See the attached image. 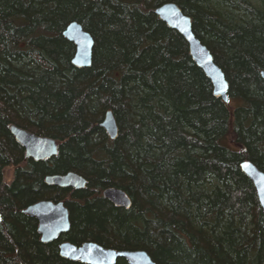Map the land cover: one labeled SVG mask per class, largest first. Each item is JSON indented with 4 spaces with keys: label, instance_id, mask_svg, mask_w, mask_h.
<instances>
[{
    "label": "trees",
    "instance_id": "1",
    "mask_svg": "<svg viewBox=\"0 0 264 264\" xmlns=\"http://www.w3.org/2000/svg\"><path fill=\"white\" fill-rule=\"evenodd\" d=\"M165 3L191 18L228 102L155 14ZM71 22L93 37L88 68L71 64ZM262 71L264 0H0V264H82L59 256L64 241L143 250L156 264H264V216L239 168L264 172ZM107 110L115 140L100 127ZM11 125L56 139L57 156L25 160ZM69 171L85 189L44 182ZM108 187L131 207L103 198ZM40 200L69 212V231L48 244L22 212Z\"/></svg>",
    "mask_w": 264,
    "mask_h": 264
},
{
    "label": "water",
    "instance_id": "2",
    "mask_svg": "<svg viewBox=\"0 0 264 264\" xmlns=\"http://www.w3.org/2000/svg\"><path fill=\"white\" fill-rule=\"evenodd\" d=\"M155 14L169 28L177 31L184 38L192 60L210 80L214 95L226 103L228 101V84L225 75L215 64L207 47L193 33L191 18L185 15L174 3L162 4L155 9ZM62 34L75 46L71 64L77 69L90 67L94 46L93 37L77 22L69 23ZM260 76L264 81V71L260 73ZM100 127L106 132L109 139L115 140L117 138L118 126L111 110L105 112ZM9 130L15 141L23 147L25 160L41 162L57 156L58 142L56 139L37 135L16 125L9 126ZM239 168L251 181L264 216V172L249 160L241 162ZM44 182L49 186L73 190L85 189L87 185V180L74 171L47 175ZM102 196L117 208L129 209L132 205L130 197L116 187L104 189ZM22 212L36 219L40 241L43 244L55 241L61 234L70 229L69 212L63 200L58 202L41 200L27 206ZM58 249L61 258L79 261L82 264H116L119 259L125 260L127 264H156L143 250H114L104 248L94 242H84L79 246L62 242Z\"/></svg>",
    "mask_w": 264,
    "mask_h": 264
},
{
    "label": "rangeland",
    "instance_id": "3",
    "mask_svg": "<svg viewBox=\"0 0 264 264\" xmlns=\"http://www.w3.org/2000/svg\"><path fill=\"white\" fill-rule=\"evenodd\" d=\"M13 170H14V167H6L4 169V181L6 183H10L12 178H13Z\"/></svg>",
    "mask_w": 264,
    "mask_h": 264
},
{
    "label": "bare ground",
    "instance_id": "4",
    "mask_svg": "<svg viewBox=\"0 0 264 264\" xmlns=\"http://www.w3.org/2000/svg\"><path fill=\"white\" fill-rule=\"evenodd\" d=\"M215 97H216V96H215ZM217 98H218V97H217ZM227 102H228V101H227ZM103 118H104V116H103ZM25 130H26V129H25ZM9 131H10V130H9ZM11 135H12V134H11ZM13 138H14V137H13ZM230 144H231V143H230ZM232 144H233V143H232ZM244 161H245V160H244ZM22 170H23V169H22ZM45 177H46V176H45ZM45 177H44V178H45ZM40 201H41V200H40ZM38 202H39V201H38ZM36 226H37V225H36ZM38 237H39V236H38Z\"/></svg>",
    "mask_w": 264,
    "mask_h": 264
},
{
    "label": "flooded vegetation",
    "instance_id": "5",
    "mask_svg": "<svg viewBox=\"0 0 264 264\" xmlns=\"http://www.w3.org/2000/svg\"><path fill=\"white\" fill-rule=\"evenodd\" d=\"M73 190V189H72ZM36 220V219H35ZM57 240V239H56ZM65 242V241H64Z\"/></svg>",
    "mask_w": 264,
    "mask_h": 264
}]
</instances>
